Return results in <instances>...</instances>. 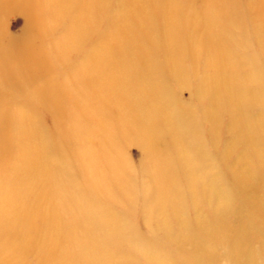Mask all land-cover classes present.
Instances as JSON below:
<instances>
[{"label":"rangeland","instance_id":"374dc122","mask_svg":"<svg viewBox=\"0 0 264 264\" xmlns=\"http://www.w3.org/2000/svg\"><path fill=\"white\" fill-rule=\"evenodd\" d=\"M69 1L74 3L75 9L80 10L79 15L72 6L66 11L65 6L68 4L34 0L29 10L34 11L38 24L34 21L28 26L27 17L20 11L4 10L1 16L0 30L5 35V43L12 42L13 49L19 44L22 52L14 58L6 55L8 58L0 61V180H9L14 164L25 159L24 152L37 154L46 148L49 153L59 157V161L56 160L54 165L59 166L57 172L60 175V192L65 189V193H68L66 198L75 200L79 194H85L89 187L103 195L107 184H102L101 179H107L112 190L106 191L108 195L105 200L108 199L106 202L109 206L107 216L120 217L124 224L128 223L141 234L145 241L155 244L157 250L148 255L143 250L144 245L134 243L133 237L117 239L112 235L108 236V231L99 228L98 220L95 221L91 216L87 219L78 216L72 221L69 215H63L62 220L60 219L63 226L53 227L49 224L51 219H45L46 206L42 209L34 208L33 211H36L23 224L21 219L15 220L13 216H8L9 213L4 214V209L9 205L3 201L5 193H2L0 248L5 245L6 240L7 245L0 250V264H65L66 259L75 261L73 264H86L82 261L85 260L82 257L84 253L79 247L84 248L89 238L92 242L90 248L93 250L91 255L95 257L91 264H159L168 261V264H182L179 257L190 254L185 248L189 242L194 244L196 234L201 236L213 231L215 236H205V242L208 243L203 242L198 251L205 254L209 251L208 248H214L220 257H205L202 264H264V214L261 212L264 209V74L260 71L261 68L264 69V41L259 35L264 19L260 16L261 9L256 6L258 0H228L227 4H222L219 12H215L217 21H221L219 28H226L233 34V42L230 45L233 50L227 54L228 57L233 58L238 54L237 65H232L231 69L233 75L226 74L228 85H237L241 81L240 77L245 80L248 78L247 84L258 96L246 99L250 121L249 127L245 126L243 131L239 132L237 128L235 99L232 94L229 95L225 82L218 78V72L223 69H218L215 62L211 61L209 50H202L197 46L195 51L186 50L180 53L183 67L188 68L189 72L186 82L174 75L171 65L160 67L154 75L144 71L146 74L140 79L143 87H148V82L164 77V86L170 92V102L167 106L173 115L169 126L172 134L164 128L159 131L166 146L163 148L164 158L151 155L146 136L133 131V123L123 116L126 112L117 111L110 104L105 111L101 109L100 99L95 97L90 99L98 106H93L90 110L76 107L60 109L62 101L53 99L49 92L38 89L46 90L45 85L49 80L51 83L54 80L56 90L64 89L62 96L57 98L70 99V105L81 101L79 96L87 98L84 92L92 86L78 79L70 83L66 76L78 73L80 62L87 53L107 50L110 46L113 47L114 43L120 50L121 44L126 43L130 37L142 41L141 52H151L155 61L161 65L165 64L167 44L161 43L160 49L157 50L158 46L148 40L150 34L141 33L139 30H142L144 20L152 18V13L158 25L165 23L174 0H129V10L138 14L131 18L127 15L126 18L116 17L124 9L120 0H110L109 3L105 0H63L66 3ZM212 1L214 0H176L175 3L182 6L185 12L177 27L181 25L182 29L189 31H194L195 26L200 29L204 10L208 2ZM152 4H157L153 9L157 16L155 11L147 8ZM90 8L93 10L88 12ZM231 8L233 12L238 9L241 25L236 26L238 20L234 16L219 17L220 13ZM86 21L91 27L90 41H84L78 49H74L71 39L75 31L70 27ZM133 24L136 28L132 27ZM138 27L140 29L137 31ZM197 34L203 38L209 35L202 30ZM24 41L25 48L22 46ZM186 41L189 44L188 40ZM154 50L157 51L153 53ZM258 60L260 66L253 69ZM252 61L256 65H253ZM206 79L210 83L203 92H198ZM51 100L54 103L59 102V106L56 107ZM146 100L147 107L154 102L152 99ZM163 105L165 106L164 100ZM23 109H28L34 114L36 127L32 125L25 128L32 130V136L18 131V128L25 126L16 115ZM63 111H68L69 116L59 114V117H56V112ZM128 113V117L133 119L142 116V113L132 109H128ZM96 117L105 120L107 124L105 123L101 131L93 127L92 131L88 132L90 126L97 123ZM257 122L262 123L263 129L254 128ZM81 127H84L83 131H80ZM252 128L254 129L250 132ZM92 134L97 136L89 138ZM250 134L259 136V147L248 148L249 144L244 138H249ZM105 135H110L109 141L105 140ZM174 135H179L182 157L187 159L188 164L195 170L194 178L197 181L194 183V191L201 196L198 203H193L190 194L186 193L187 171L175 174L176 178L172 179V182H183V187L178 188L180 195L184 194L183 218H177L170 209L157 203L161 188L157 176L151 172V169L161 162L172 163L176 160L175 147L170 144L173 143ZM39 141L46 145L38 147ZM53 141L57 143L55 149L51 147ZM104 143V152L95 156L100 160L96 163L88 162L91 168H96L94 174L98 185L94 186V179L85 180L90 171L83 168V163L91 156L86 155L85 150L91 151V145L97 148ZM82 150L83 154H80ZM101 163H104L106 168V175L103 176L98 170L102 168ZM111 168L121 171H111ZM46 174L47 172H43L42 176L36 177L45 185ZM204 178L208 181L205 182ZM122 179L131 183V192L128 188L126 191L121 188ZM209 180L212 181V189H217L219 195L211 194L205 197L204 184ZM113 183L119 184L120 188ZM28 188L27 185L22 186L19 202L27 199ZM238 190L246 195L240 196ZM228 192L230 195H227ZM33 198L31 202H34ZM89 200L92 202V198ZM131 201L133 208L129 206ZM246 202L252 206L261 205V208L257 211L249 207L245 209L241 205ZM27 203L29 204L28 201ZM225 207H229L227 211L220 217L216 216L219 210ZM129 209L130 213L127 212ZM242 215L256 225L248 226L243 223ZM90 219L94 220V225L88 224L87 220ZM19 222L23 224L21 228L17 224ZM31 225L33 230L27 233L28 226ZM4 230L11 236L15 235L13 239L9 238ZM179 235L185 238L189 236L193 240H188L185 244L180 238L177 239ZM103 248H108L116 260H110L108 257L98 259Z\"/></svg>","mask_w":264,"mask_h":264},{"label":"bare ground","instance_id":"6f19581e","mask_svg":"<svg viewBox=\"0 0 264 264\" xmlns=\"http://www.w3.org/2000/svg\"><path fill=\"white\" fill-rule=\"evenodd\" d=\"M32 1L34 0H0V20L4 10H11L22 12L28 19V26L32 25L34 21H37L36 24H38L39 21L37 20V16L34 14V11L29 10V8H31L32 6ZM51 1H58L64 4H68L67 6H65L66 11L70 8V6L75 9L74 3H70V1L68 3L63 2V0ZM175 1L176 0H174L170 5V10L167 13L165 23L158 25V21L156 22V20L153 19L154 13H152V18L150 20H144L142 24V30H139L141 26L137 28V31L139 30V32L141 33L146 32L150 34V38H148V40L158 46L157 50L160 49L161 43L167 44L165 49L167 62L165 64L161 65L159 62L155 61L152 57L151 52H141L140 46L142 44V41L130 37L128 38L126 43L121 44L120 50L115 47L116 44L114 43V46H110V48L107 50H99L95 53H87L84 59L80 62L81 68L78 73H76L75 75L72 74V76H66L67 80H69L70 83H74V80L78 79V81L81 80L85 83L87 82V84L92 86L86 90L87 92H84V94L87 95V98L86 96L85 98L83 96V98L79 96L81 101H75V104L71 105L69 104L70 99L68 100L66 98V100H61L60 97L57 98L59 95L62 96L64 89L57 88L56 90V88L54 87V80L52 83L51 80H49V82L45 85L47 87L46 90L44 88L38 90L47 91L49 92V94H51V96H53V99L56 98L57 100L62 101V106L60 107V109L67 110V108L70 109L72 107H76L80 109L83 108L86 110H90V108H93V106H98L97 104L94 105L91 102L90 97H95L96 99H100V105L102 106V108H100L105 111H107L108 104H110V106L112 108H115L117 111L126 112L125 114H123V116L126 120L129 119L128 122L133 123V131L135 133L144 134L146 136L151 148V155L164 158L163 148H166V146L162 142V135H160L159 131L160 129L164 128L166 131L172 134V131L169 126L173 121V115L169 110V106H167L170 102V92L164 86V83L166 81L164 80V77H159V79L156 78L158 79L156 81L148 82V87H143L140 79H142L146 74V72L144 71H147L149 74L154 75L160 67H168L171 65V67L174 68V75L179 78L182 82H184V80L186 82L188 79L189 72L188 68L183 67L182 56L180 53L186 50L192 51L198 46L202 50H209V52L212 54L211 56V54L208 53L211 61L215 62V65L218 69H223L222 72H218V78L225 82L229 90V95L232 94V97H234L235 99L234 106L236 109L235 115L237 117V128L239 132L243 131L245 126L249 127L250 121L248 114L249 111L246 108V99L249 97L257 98L258 96L255 94L256 92H254L253 89L250 88V86L247 84L248 78L245 80L240 77L241 81H239V83L233 87H230L227 83L226 74L233 75V71L231 69L232 65L233 67L237 65L236 58L238 57V54L236 53L235 57L233 58L228 57L227 54L233 50L230 46L233 42V34L230 33L226 28H219V24L221 23V21L220 19L219 21H217L215 12H219L222 8V4L224 2L227 4L228 0H214L212 2H208L206 9L204 10V15L202 16V18L200 17L202 19V21L200 22V29L195 26L193 29L194 31H189V29H186L188 32L184 28L182 29L181 25L177 27V24L180 22L179 19H182L184 17L185 12L182 6L176 4ZM105 2L109 3L110 0H105ZM120 3H123L122 7L124 9L121 10L122 13L120 15H116V17L126 18L127 15L131 18L133 16L138 15L135 14L133 11L129 10V0H120ZM231 3L230 5L233 6ZM155 5L157 4H152L147 7L148 10L155 11L153 10ZM257 5L261 9L260 16H262L264 19V0H258L256 6ZM96 8L99 9V6L96 5ZM92 10L93 9L90 8L88 12H91ZM75 11L78 15L79 13H81L79 9H75ZM155 14L157 16L156 11ZM226 16H234V18L238 20V22H236V26L241 25V15L238 14V9H235V12H233L231 8V10L224 11V13L219 14V17ZM132 27L136 28V25L133 24ZM70 29H73V31H75L72 35L74 37L71 39L72 44L71 42H69V44H71L74 49H78L77 47L84 41H90L89 38L91 34V27L87 21L86 23L83 22L81 24H77L73 28L70 27ZM198 30L208 32L209 35H206L205 38H203L202 36L197 34L199 33ZM259 33V35L261 36V38H263L264 41V23L261 26ZM4 38L5 35L0 30V61L6 60V58H8L6 55H10V57L12 56V58H14L16 55L22 52V49H19V44H17L16 49H13V43H5ZM186 40H188L189 44H187ZM22 46L24 48L26 47V41L23 42ZM157 50H154L152 52L154 53ZM194 63L196 64V60L194 61ZM252 64L256 65L254 61H252ZM71 65L72 67H75V65ZM258 65L260 66L259 60L258 64L254 66L253 69L259 67ZM260 71L264 74L263 68H261ZM74 76L76 77L74 78ZM30 83L32 84L33 82ZM204 83L202 82L201 86L204 85L205 87H201L198 92H203L206 88V85H208L210 81L206 79L204 80ZM240 84H242V86H240ZM146 99H152L154 101L153 104L150 105V107H147L145 103V101H147ZM163 100L165 101V106L163 105ZM54 104L56 105V107H58L60 103L57 102ZM9 106L12 107L13 105L9 104ZM52 108L54 107L52 106ZM128 109L136 110L138 111V113H142L141 111L144 112L142 113V116L139 119H133L132 117H128ZM56 113V117H59V114L69 116L68 111ZM16 115L19 118V121L23 122L22 125H25L23 127L18 128L19 133H28V136H32L33 134L30 133L32 130L29 131L25 129L27 127L30 128L32 127V125L36 124L34 123L36 122V120L32 111L28 109H23L19 110V113H17ZM96 119L97 123L92 124L88 132L92 131L93 127H95L98 131H101L102 127L105 126V123L107 124L105 120H100L97 117ZM34 127L36 126L34 125ZM255 127H257L258 129H263L261 122H257L254 128ZM254 128H252L250 132H252ZM83 130L84 127H81L80 131ZM96 136L97 135L92 134L88 137L95 138ZM105 136V140L109 141L110 135ZM236 138L239 139L238 136ZM244 139L246 143L248 142L249 144L248 148H255L256 146L259 147L258 135L256 136L254 134H250L249 138L245 137ZM37 143L38 147H43L46 145V143H44L43 141H39ZM170 144L175 147L174 154L176 156V160L172 161V163L161 162V164L159 163L158 165H156V167L154 166L155 168H152L151 172L155 176H157L156 178L161 188V191L159 190L161 196H158L157 203H159L163 208L170 209L173 213L176 214L177 218H183V212L185 213V210L182 209L184 194L183 196H181L178 190V188L183 187V182L181 180H176L177 182H172V179L176 178L175 174L184 170L187 171L185 175L187 180V189L186 187L185 189L186 193L188 192L187 194H190V198L193 203H198L201 196L194 191V183H196L197 181L194 178L195 170L188 164V160L182 157V153L180 150L181 146L179 135H174L173 143ZM52 145L51 147L53 149L57 148L56 141H53ZM105 145L106 144L104 143V145H100V147L97 148L91 145V151L85 150L86 155H91L90 159H87V161L83 163V168H85V170L90 171V173L86 174L85 180L94 179V186L98 185L96 176L94 174L96 168H91V165L88 162H98L100 159L95 156L104 152ZM80 154H83V150ZM24 157L25 159L17 161L14 164L13 174L9 178V180H5L2 178L0 180V194L5 193V198L3 199V201L9 205L8 208L4 209V212H6L4 214L9 213L8 216H13L12 218L15 220L21 219V223L25 224L26 220L30 218L32 214L36 211H33L34 208L42 209L43 206H46L47 213L45 219L48 218V221L51 219L49 224L56 228H61L63 226V223L60 221V219L62 220L63 215H69L72 221L77 219L78 216H81L85 219L91 216L95 221L98 220L99 228H105L108 231V236L112 235L113 238L117 239L133 237L132 241L134 243H137L141 246H145H143V250L148 255H150L152 251L157 250L155 244L145 241L143 237L140 236L141 234L134 230L133 227H130L128 223L124 224L123 220H120V217L107 216L109 206L106 202V200L108 199L105 200L108 195L106 191H112L111 187H109L107 179H101L102 184H107L106 191L103 195L97 190H95L93 187H89L88 189H86L88 191L85 194H76L78 196L75 197V200H73L71 198H66V194L68 193H65V189H63L62 193L60 192L59 185L61 183L59 182L58 178L60 175L57 172V167L59 166L54 165L56 160L59 161V157L57 155H53V153H49L46 148H43L40 153L37 154H30L28 151H26L24 152ZM101 164L102 168H98V170H100L99 172L100 174H102L101 176H103L106 175V168L104 167V163ZM116 169L118 171H121L118 168ZM116 169L111 168V171ZM124 170L125 169H123V171ZM43 172H47L46 185L43 184L42 181L39 182V180L36 178L42 176ZM204 181L207 182L208 180H205L204 178ZM101 182H99V184ZM24 185H27L29 187L26 195L27 199L23 200V202H19V195L22 194V186ZM113 185H118L117 187L120 188L119 184L113 183ZM120 185L121 188L125 191L127 188V190L130 192L131 190H133L131 183L126 181V179H122ZM204 187L206 188L205 192H203L205 197H209L211 194L219 195L217 189H212V181L209 180L208 183L204 184ZM230 194H232L231 191ZM230 194L228 192L227 195ZM239 194L240 196L246 195L244 192L240 191ZM32 198L34 202H31ZM91 198L92 202L91 200H89ZM27 201L29 202V204L27 203ZM245 201L246 200L244 199V202ZM129 206L133 208V201H131ZM241 206H243L245 209L247 207L256 209V211L261 208V205L252 206L248 202ZM227 208L229 207L220 209L219 212L217 211L218 213L216 214V216H222L223 212L225 213L227 211ZM130 211L131 209L127 210V212L129 213ZM261 212L264 214V209ZM164 213H166V211ZM241 218L243 219V223H246L248 226L256 225L251 219L246 218L244 215H242ZM93 219L87 220L88 224L93 223ZM21 223H17L19 227L23 225ZM4 225L6 226L7 224ZM30 227H32V225L28 226V229L26 231L27 233L33 230V228ZM213 230L214 229H212V231ZM4 231L8 233L7 230ZM198 235L199 234H196V240L191 239L189 236H187L186 238L181 235L177 236V239L180 238L185 244L189 242L188 240L194 241V244H192V242H189L188 245L190 248H188V245L185 248L186 250L188 249L187 253L190 254H186V256L182 255L181 257H179L182 264H202V261L205 259V257L213 259H218L220 257V255H217V251L214 248H208L207 250L209 251L205 254L198 251L201 247L200 245H202V243L206 241L205 236L214 237V231L213 233L207 232L201 236ZM226 235H228V232H226ZM13 236L8 233L9 238H12ZM87 241L88 243L84 244V248H79L80 251L84 253V256L82 257L85 260L82 261L86 262V264H91V261L95 257L91 255V253H93V250L90 248V244H92V242H90V238L87 239ZM4 244V246H2L0 250L6 247L7 240ZM190 250H192V252H189ZM100 255L101 256L98 255V259H104L105 257H108L110 258V260H116L112 253L109 252L108 248H103V251ZM88 259H90L89 262L87 261ZM73 262L75 261L66 259L65 264H73ZM168 263L169 261L165 263L162 262L159 264Z\"/></svg>","mask_w":264,"mask_h":264}]
</instances>
